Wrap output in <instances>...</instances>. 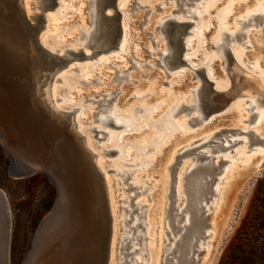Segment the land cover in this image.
Masks as SVG:
<instances>
[{
    "label": "rangeland",
    "instance_id": "rangeland-1",
    "mask_svg": "<svg viewBox=\"0 0 264 264\" xmlns=\"http://www.w3.org/2000/svg\"><path fill=\"white\" fill-rule=\"evenodd\" d=\"M90 1L58 0L61 5L47 8L44 14L46 21L39 35L41 45L57 50L60 54L66 50L80 49L89 54L90 51L84 47L86 40L81 39V34L93 28L90 23ZM175 1L119 0V8L123 10L122 25L128 33L119 38L117 48H110L94 59L74 60L55 78L60 77L62 80L60 82L54 80L52 83L50 106L56 111L58 109L67 113L81 109L74 114L80 118L75 129L77 132L81 130V136L86 141L84 143H87L90 153L95 155L93 162L99 166L103 175L107 198H109V210L113 218V231L115 230L112 236V239H115L112 253L114 257L109 264H119L120 261L117 258L120 253L118 243L123 235L121 228L124 224L122 222L124 212L120 208L125 206L121 201L128 195H135L143 190L140 188L128 193L124 192L128 189V185H121V178L115 173H109L110 170L141 169L133 173L127 183L148 188V191L138 195L133 202V204L140 202L144 206L143 225L146 227V233L142 232L143 238L135 247L139 250L143 248L146 256H142L140 251L135 257L141 262L140 264H172L176 259L179 245L174 250L175 253L169 254V250L180 232L171 235L169 230L171 231L172 228L171 217L175 214V208L179 203L176 193L180 185L179 177L180 173L183 174L185 171L184 161L198 151L184 153L205 143L213 135L215 136L212 141L226 137L242 139L244 135L239 136L238 132L245 129L255 132L264 140V106L258 110L263 114L259 122L249 121L250 113L244 106L247 100L262 98L264 101V92H262L264 91V20L259 27L249 29L248 38L243 42L245 45L239 43L226 46L233 54L230 61L232 73L234 71V77L239 83L220 97V105L223 109L209 116V119L218 116L214 122L210 124L204 122L192 127L187 121L190 117H196L195 112L191 116L180 113L173 117L172 114L178 104L182 102L189 104L193 88L200 84L199 78H194L192 72L183 65L169 69L171 74L169 78L165 70L157 64L160 60L158 51L167 50V44L164 35L156 28L164 18L182 15L180 12H175L178 9ZM203 1L202 7L207 9L206 13L201 14L202 22L207 29V34L204 35V48L199 51L194 42L193 49L196 53L189 57L196 60L192 64L197 66H204L206 58H214L213 63L206 66V69L213 74V80L210 81L224 87L231 86L232 81L224 70L223 59L213 48L215 37L222 29L232 32L238 28L240 23L236 20L247 12L264 10V0H215L214 3L212 2L214 0ZM20 2L26 16L34 22L32 16L41 13L40 1L20 0ZM135 2L144 8L133 11ZM158 8L162 10L159 11ZM182 16L186 19L184 15ZM187 21L192 22L193 19ZM194 21L193 23L196 22ZM190 29L192 30V27L188 28L189 32ZM123 41L125 48L120 53L119 49ZM153 42H159L158 47H155ZM132 62L137 63V69L132 66ZM248 66L258 68L251 70ZM74 67L81 71L79 73L70 71ZM118 71L121 75L127 74L129 80L121 84L113 81ZM180 71H184L185 74L181 76L178 74ZM93 80H97L98 83H92ZM63 90L70 92L66 93ZM113 92L119 93L113 102L114 111L125 118L133 119V124L128 126L131 132L126 133L125 137L122 136L121 131L111 127L105 128L94 122L98 107L96 103L86 102L80 106L86 100H102L104 96H109ZM57 99L63 101L57 102ZM137 108H147L148 111L136 112ZM227 111L228 113L224 114ZM169 119L176 125L175 131L165 133L154 126ZM91 128L116 136L117 140L121 141L120 145H109L108 137L104 138L102 134L98 137L104 140L98 142L93 138L95 134L90 132ZM156 144L158 145L155 150L145 154L138 150L141 146L146 150ZM116 149L127 151L125 161H118L117 155H103V150ZM233 151L231 154L229 152L222 154L227 157L224 160H229V163H222L220 169L216 170L214 183L210 186L207 201L204 202L203 216L206 227L201 240L197 241L194 248L195 263L193 264L225 263L234 239L238 246L251 241L255 250L251 258L253 264H264V229L258 230L260 223L257 221L261 214L264 217V141L254 143L250 147L241 143ZM133 161L138 163L137 166L128 167L127 165ZM219 162L218 160L217 163ZM11 165L12 160L0 143V189L8 196L13 213L12 264H24L40 225L57 203L59 190L55 178L48 172L38 171L28 177L16 178L10 174ZM14 167L22 170L25 168V163L17 159ZM222 178L223 180L219 182ZM216 186L219 189L218 194L213 193ZM209 207L211 208L207 211ZM161 210L164 211L162 219L156 217ZM197 249L201 250L199 256Z\"/></svg>",
    "mask_w": 264,
    "mask_h": 264
},
{
    "label": "bare ground",
    "instance_id": "bare-ground-1",
    "mask_svg": "<svg viewBox=\"0 0 264 264\" xmlns=\"http://www.w3.org/2000/svg\"><path fill=\"white\" fill-rule=\"evenodd\" d=\"M39 9H47L48 0H39ZM119 1V0H118ZM137 1V0H136ZM208 1V0H207ZM106 2V0H91L89 2V7L91 8V24L93 25L92 30H89L85 33L81 34V39L85 38L86 43L84 47L87 48L90 53L93 51L101 50V53H106L110 48H117V45L111 46L109 44L107 32L105 31L106 22H103L100 15L102 6ZM216 2L215 0L212 1ZM62 3V2H61ZM175 3L178 6V9L175 12H180V14L184 15L186 19L182 15H177L174 17L164 18L159 22L158 30L161 34L164 35V39L166 40L167 50L158 51V55L160 56V60L158 61L159 67L165 70L167 76L170 78L171 74H169V69L180 66L182 64H173L176 54L177 48L175 45V37L174 35L181 36L184 30V27L177 26L175 27V32L171 33L170 31V23L176 24V22L184 23L191 22L187 21V19H193L195 22L192 26L191 34L189 36H183L184 39V49L186 51L183 52V58L186 60V63L190 65L191 72L194 75V78H199L200 84L193 88L192 90V98L189 101V104L186 105L185 102H182L177 105L175 112L172 114L173 117L178 116V114H186L190 115L195 112L196 117H190L187 121L192 127L203 124L204 122L211 123L214 122L218 116L211 117L209 116L212 113H216L221 111L223 108H218L219 99H213L214 91L218 93H226L230 91V89L235 85L237 86L239 81H237L234 77L235 73H232L231 60L228 57V53L233 58V54L226 47L231 44H242L248 38L249 29L253 27H259L264 20V10L261 11H251L247 12L241 18L236 20L237 23H240L239 27L236 28L232 32H228L225 29L220 31V34L215 37V41L213 43V48L216 50L217 54L223 59L224 70L227 75L231 78L232 84L231 86L220 85L217 83H213L212 87H209L207 80H213V74L206 69L207 65L213 63L214 58H206L204 62V66H197L192 64L195 59H191L189 56H192L196 53L193 49V43L195 42L199 48V51H202L204 48V35L207 34V29L203 24L202 13H206L207 9L202 7L204 4L203 0H176ZM59 5H61L59 3ZM63 5V3H62ZM120 4L118 2V10L120 11L121 17V29L122 34L121 37L124 36L125 33H128L127 30L123 28V16ZM139 3L135 2L132 10L143 9ZM161 11V8H158ZM41 11V10H40ZM149 13V11L147 12ZM38 14V13H37ZM40 14V13H39ZM107 14H110V10L107 11ZM223 20V18H222ZM192 21V22H193ZM262 21V22H261ZM108 24V23H107ZM212 30V29H210ZM193 38V39H191ZM122 45L120 47V53L124 51V41L121 42ZM155 47H158L159 42H153ZM43 44V43H42ZM41 45V43H40ZM46 51L52 54H56L58 56H66L68 58H73L71 54L67 53L78 52L74 50H66L62 54H60L57 50H53L52 48L47 47L46 45H41ZM83 50V49H80ZM84 52V51H83ZM86 53V52H85ZM89 53V54H90ZM87 54V53H86ZM88 54V55H89ZM114 58V56H110ZM198 56H196L197 58ZM89 60V59H87ZM100 61V60H99ZM111 64V63H110ZM132 66L137 69L138 65L135 62H132ZM185 66V65H183ZM147 68H151L148 65H145ZM187 68V66H185ZM251 70H256L258 67L256 66H248ZM75 68V67H74ZM205 73L204 77L202 75V70ZM81 70L78 68L77 73ZM178 74H185L184 71H180ZM182 76V75H181ZM62 80V79H61ZM129 80L127 74H120L118 71L113 81L121 84L122 82ZM258 80V79H257ZM86 82V81H85ZM92 83H98L97 80H93ZM88 85V84H86ZM249 87V85H246ZM70 87V86H69ZM246 87V88H247ZM68 88V87H67ZM209 88L213 91V93H208ZM253 88V87H252ZM71 89V88H70ZM257 89V88H256ZM259 90V89H258ZM63 92L69 93L68 90H63ZM211 92V91H210ZM262 92H264L262 90ZM119 93H112L109 96H104V99L98 101H90L86 100L82 105L86 102H94L98 105L96 119L94 122L99 123L100 125L108 128V124L112 119L116 125L120 126V129H116L121 131L122 136L125 137L126 133L131 132V129L128 127L129 124H133L132 117L125 118L123 115H119L114 111L115 106H113V102L116 100ZM53 95V94H52ZM63 101V99H62ZM60 101V102H62ZM264 101L261 99L257 100H247L244 103L246 107L245 110L250 113L249 121L259 122V118L263 115L259 112V108L264 106ZM216 106V107H215ZM61 110H65L62 107H59ZM81 109H74L71 113H77ZM230 110V109H229ZM228 110V111H229ZM136 112H147V108H137ZM228 111L224 114H227ZM57 112H62L57 109ZM67 113V112H63ZM73 114V116H74ZM223 114V115H224ZM149 115V114H148ZM76 126L78 127L79 116L75 115ZM154 126L162 129L163 132L168 133L169 131H175L177 129L176 125L169 119L162 124H154ZM112 128V127H111ZM78 129V128H77ZM92 129V128H91ZM90 129V130H91ZM97 129V128H96ZM114 129V128H113ZM101 131V130H100ZM103 131V130H102ZM81 132V130H80ZM79 133L81 136L82 134ZM91 132V131H90ZM1 133L5 139L7 149L9 152L15 156L17 159L22 160L25 163L24 177H28L38 171H48L53 173L55 180L57 182L59 196L57 203L53 209V211L43 220L40 225L33 242V246L31 251L28 253L24 264H91V255H90V246L92 243L95 245L99 239V231L97 227V223H95V217L93 218V213L91 211L93 195L90 192H87L86 189L82 186L80 181L73 176L71 165L64 159V157L60 153H55L53 150H45V148H33L28 145H24L16 140V138L12 135V132L5 127H1ZM108 135L107 141L108 144L114 146L120 145L121 141L117 140V137L111 136L110 133L106 132ZM239 133V136H243L244 138L236 139L226 137L221 140L212 141L213 135L209 138L205 143L199 145L198 147L187 150L186 153H192L193 151H198L194 156L188 157L184 163L185 171L180 173L179 177V190L177 193L178 196V206L176 212L171 217V231L169 233L171 235H175L180 232L179 237L176 239L175 243L171 245L170 252L175 253V249L178 246L177 256L172 264H193L195 263V259H193L194 248L196 247L197 241L202 237L203 230L206 227L205 218L203 210L205 208L204 202L207 201L208 194L211 189L212 183H214V175L216 170L220 169L221 164L229 163L225 161L227 157L223 156L226 152L229 154L233 153V149L239 145H249V147L254 143H261L264 140L260 139L259 136L250 130H242ZM83 139V143L85 138L81 136ZM94 137V136H93ZM139 139V138H138ZM204 139V138H203ZM202 139V140H203ZM260 139V140H259ZM106 141V140H105ZM86 142V141H85ZM132 142V141H131ZM133 143V142H132ZM212 143V144H211ZM86 144V145H85ZM157 145L150 146L146 150H144V146H141L138 150L143 152L144 154L155 150ZM86 150L90 152V149L87 146V143H84ZM107 146V145H106ZM90 147V146H89ZM117 148V147H116ZM121 148V147H120ZM103 155L107 150H103ZM118 161H125L127 157V151L116 149ZM259 152L260 150H256ZM139 153V154H140ZM224 153V154H223ZM194 154V153H193ZM223 154V155H222ZM237 156V154H234ZM220 161L217 163V161ZM216 161V162H215ZM137 162L133 161L128 164V167H136ZM124 165V164H123ZM140 165V164H139ZM97 166V165H96ZM97 168L100 171L99 166ZM141 169H129V170H115L114 172L116 176L121 178V185H128V189H125L124 192L135 191L137 189L142 188L141 193H135V195H128L126 198L122 199V203L125 206H122L120 209L124 212L123 226L121 230H123V235L119 241V255L118 259L119 264H140L138 258L135 257L137 253L142 251V256H146L144 249H135L137 244L142 240L143 234L146 233V227L143 225V221L145 219V211H142L144 206L140 204V202H136L133 204L134 200L138 195H141L148 191L147 187L137 186L136 184L127 183V181L131 178V175ZM227 171V170H226ZM13 175L16 173L13 171ZM182 176V178H181ZM223 180L219 179V182ZM183 181V183H182ZM105 183V182H104ZM106 188V186H105ZM166 189V188H165ZM177 191V190H176ZM213 193H219V189L216 186ZM106 194L107 190H106ZM176 196V197H177ZM210 196V195H209ZM210 198V197H209ZM208 198V199H209ZM109 199V198H108ZM166 197H164V200ZM177 199V198H176ZM171 206V205H170ZM169 206V207H170ZM211 207L208 208L209 211ZM170 209V208H169ZM206 212V211H205ZM164 211H159L156 214L157 218H163ZM111 215V212H110ZM168 218V217H167ZM113 218L111 216V237H110V250H109V262L112 260L113 253V245L114 240L112 239L114 236L113 231ZM170 225V224H169ZM13 213L11 210L10 202L6 193L0 189V264H12V244H13ZM120 230V231H121ZM176 238V237H175ZM206 238V237H204ZM173 239V238H172ZM154 240V239H153ZM201 240V239H200ZM202 246V245H201ZM201 246L199 248H201ZM144 247V245H143ZM198 248V247H197ZM198 250V249H197ZM200 249L198 250V255H200ZM203 251V250H202ZM89 252V253H88ZM168 254V255H169ZM166 257V256H165ZM168 258V257H167ZM173 258V257H172ZM171 258V259H172ZM173 261V260H172ZM112 262V261H111ZM171 262V260H170ZM171 264V263H170Z\"/></svg>",
    "mask_w": 264,
    "mask_h": 264
},
{
    "label": "water",
    "instance_id": "water-1",
    "mask_svg": "<svg viewBox=\"0 0 264 264\" xmlns=\"http://www.w3.org/2000/svg\"><path fill=\"white\" fill-rule=\"evenodd\" d=\"M48 1V9L59 5L58 0ZM40 10V14L32 16L34 19L32 22L26 16L20 0H0V143L12 160L10 174L16 178L24 177L25 170H17L14 167L17 158L7 149L1 127L10 130L20 143L33 148L53 150L68 161L73 176L80 181L87 192L93 195L91 211L97 223L99 239L96 245L92 243L90 246L91 264H108L111 215L103 175L93 162L95 155L86 150L83 138L75 129L74 113L57 112L49 104L53 81H61L60 77L55 79L56 76L74 60L94 59L102 51L92 49L89 55L83 50L68 51L67 53L73 58L49 53L40 45L39 35L46 21L44 14L47 9ZM108 10L110 14H107ZM100 17L103 22H106L107 40L111 46L115 47L122 34L118 0H106ZM193 25V22L170 23L169 31L173 33L175 27H184L181 36L174 35L177 54L173 64L185 65L190 70V65L183 58V52L186 51L183 41L191 34L188 28ZM228 57L232 59L229 53ZM77 70V67L70 69L75 72ZM201 71L206 77L203 69ZM207 83L209 87H212L211 81L207 80ZM210 89L209 94L213 93ZM214 93L213 99H219L217 107L221 108L220 97L224 93L215 91ZM56 101H62V99ZM108 126L114 129L121 128L112 119ZM90 131L95 134L93 138L98 142L103 141L108 135L96 128ZM99 134H102L104 138H99ZM116 154V150L105 152L106 156ZM13 171L16 175H13ZM113 172L109 171V173ZM48 173L54 177L53 173Z\"/></svg>",
    "mask_w": 264,
    "mask_h": 264
},
{
    "label": "trees",
    "instance_id": "trees-1",
    "mask_svg": "<svg viewBox=\"0 0 264 264\" xmlns=\"http://www.w3.org/2000/svg\"><path fill=\"white\" fill-rule=\"evenodd\" d=\"M257 219V221H259L260 223V226L258 228V230L260 231L264 229V217L261 214ZM251 243V241H248L247 244L238 246L234 239L229 248V255L227 261H225V263L223 264H253L251 258L253 257L255 250Z\"/></svg>",
    "mask_w": 264,
    "mask_h": 264
}]
</instances>
